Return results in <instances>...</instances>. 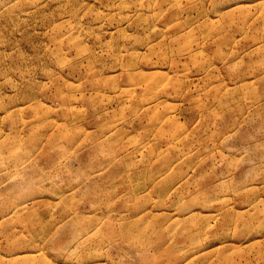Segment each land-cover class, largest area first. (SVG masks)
I'll return each instance as SVG.
<instances>
[{
    "label": "rangeland",
    "instance_id": "rangeland-1",
    "mask_svg": "<svg viewBox=\"0 0 264 264\" xmlns=\"http://www.w3.org/2000/svg\"><path fill=\"white\" fill-rule=\"evenodd\" d=\"M0 264H264V0H0Z\"/></svg>",
    "mask_w": 264,
    "mask_h": 264
}]
</instances>
